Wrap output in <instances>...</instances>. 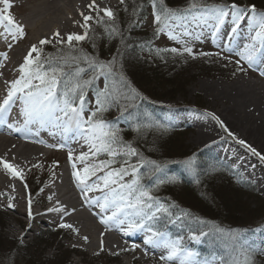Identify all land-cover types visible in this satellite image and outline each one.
Wrapping results in <instances>:
<instances>
[{"label":"snow or ice","instance_id":"6c2138e0","mask_svg":"<svg viewBox=\"0 0 264 264\" xmlns=\"http://www.w3.org/2000/svg\"><path fill=\"white\" fill-rule=\"evenodd\" d=\"M148 3L153 9V22L156 25L153 35L159 37L166 34L181 47L161 49L148 43L139 45L141 52L147 50L161 59L165 55H187L191 58L214 55L229 62H233L232 56H236L239 58L234 61L238 66L237 71H246L242 67V62H245L248 68L257 70L264 76V11L258 10L255 4L241 6L235 0L230 4H208L204 0H192L187 8L174 9L169 7L165 0H148ZM121 4H125V0H121ZM132 4L131 15L136 17L138 10L143 9V4H136V0H132ZM0 5L3 6L0 7V26L5 27L13 39L24 38L26 29L11 13L10 0H0ZM87 7L95 11V16L80 12L83 18L80 25L83 34L69 33L64 48H58L54 54L46 53L42 46L52 43L46 38L39 41L40 46H30L19 67V78L11 81L6 97L0 102V124H6L9 129H14L16 133L21 134V138L28 141H33V137L46 128L61 133H72L74 138L83 140L88 146V151L81 152L78 156L69 153V159L73 160L71 175L86 203L99 210L100 223L104 224L106 229H117L124 237L142 234L141 241L132 243L131 249L126 250L134 251L142 244L146 255L149 249L159 252L161 264H175L176 261L178 264H256L255 256L264 254V248L258 249L242 239L241 230L216 226L210 231L190 228L187 239L168 230V225H183L192 214L185 210L174 214L172 209L178 205L166 204L155 193L166 183H178L180 177L165 171L168 168L167 162H158L146 157L138 146L126 141L120 121L131 124V130L140 135L146 131H170L176 127L179 117L173 114L161 121L149 113L139 111L140 102H147L148 97L138 91L125 74L124 53L121 49H118L110 60H103L98 54H89L74 44L90 40L93 48L97 47L96 40L99 37L90 23L95 21L96 25L104 28L109 40L119 37L123 47L132 48V45L126 42L125 32L119 26L117 12L108 7L100 8L95 4V0ZM124 11H128L127 5ZM229 19L230 30L223 36L227 42L220 44L221 30ZM189 23L196 27L209 26L212 29L213 43L219 50L215 53L194 50L191 41L201 40L204 34L202 31L190 29ZM245 24L248 42L243 45L234 43L242 25ZM133 27L134 24L130 21L127 31H131ZM54 36L58 38V42L63 40L58 29ZM101 78L104 81L103 87L97 86ZM90 90L94 93V103L89 99ZM14 107L18 108L21 120L9 123V116ZM112 109H118L120 115L110 121L104 114ZM203 115L217 121L228 137L243 146L251 156L258 158L260 163H264V154L245 140L236 137L218 116L208 112ZM49 146L63 148L65 145L60 143ZM101 155L107 158L100 160ZM76 161L84 166L78 167ZM172 163L182 165L195 175L203 174L194 155L174 160ZM0 166L12 177L26 180L25 170L16 163L0 159ZM38 166L43 167L42 164ZM146 179L152 183H145ZM43 190L40 189L41 192ZM92 193L98 195L90 196ZM28 205V216L35 219L31 211V198ZM8 207L14 208L15 205L9 204ZM47 212L63 213L65 209L63 206L51 207ZM59 228L70 229L77 234L79 232L71 223L60 222ZM210 236L213 241L222 245L224 251L211 258L201 259L200 253L194 250L192 245L200 244ZM83 239L87 242L88 238ZM19 244L23 245V238ZM241 256L245 258L241 260Z\"/></svg>","mask_w":264,"mask_h":264},{"label":"rangeland","instance_id":"374dc122","mask_svg":"<svg viewBox=\"0 0 264 264\" xmlns=\"http://www.w3.org/2000/svg\"><path fill=\"white\" fill-rule=\"evenodd\" d=\"M175 1L176 4L171 7L187 8L192 2V0ZM230 1L231 0H204V2L208 4H230ZM235 1L241 6L248 5V3H246L247 0ZM252 1L256 2V7H258L259 10H264V0ZM136 4H143V9L138 10L136 17L131 15L133 8L132 0H125V4H121V0H119L114 4L112 9L114 12L118 13L119 26L121 30L125 32L127 43L132 42V40L129 39L134 36L136 37V41L140 44L150 43L155 48L181 47L176 41L170 40L166 34H161L159 37L153 35L156 25L153 22V9L148 3V0H136ZM125 5L128 7L127 12L124 11ZM32 6V3H28L23 6L12 7L11 13L16 19L22 18L25 17L27 10ZM100 8L105 7L101 6ZM90 13L95 16L94 10ZM130 21L133 22L134 27L131 31H127ZM90 23L95 27L96 35L99 37V39L96 40L97 47L94 49L93 43L90 40L74 42V44L89 54H98L103 60H110L117 53L118 49L123 51L124 71L128 79L132 84L138 86L139 83L131 76V68L133 67L132 69L135 75L138 78H143L145 82V87L143 88L142 85L140 87L141 93L146 95L148 99H153L151 103L158 106V108L153 109V106L150 105L151 108L148 106L150 103L143 104V102H140L139 111L149 113L153 118H159L161 121L166 120L169 115L173 114L185 118L200 114L199 117L201 121H205V123L212 124V126L216 127L215 136L211 139L209 144L201 145L198 142L192 141L195 128L189 122L179 121L185 125H179V122H177V128L175 127V129L169 132L146 131L138 135L131 130V124L122 121L120 123L124 124H121L120 127L124 130V139L133 143V145L138 143L141 144L142 148L146 147V150L143 149L145 150L143 154L148 158H152L151 156L163 158L165 155H168L170 150L167 151L165 146L169 142L174 143L175 146L173 149L171 148V150L179 151L178 153H171L170 151L169 156L171 158L181 153V156L184 154L186 157L190 155L197 157L205 155L209 159L211 156L210 159H212V162L216 159V161L219 162L225 161V164L234 167L237 170L236 172L241 174L240 180L247 184V187L238 189L233 186V183L223 179L221 172L208 174L209 176L206 177V182L203 183V180L201 183L197 184L196 182H192V172L185 169L182 165L175 163L169 164L168 169L165 170L167 173L172 174L170 170L172 169L175 175H180L181 173L179 171L182 170L186 173L188 178H190L188 183H191L186 185L181 180H179L178 183H166L155 193L161 199H168V201L165 202L166 204H177L178 207L175 208L176 211L179 209L186 211V209H183L184 207L188 208V212L189 210L191 211V218L183 225L174 227H185L186 229L207 228L208 231H210L213 230L210 226L221 227L223 229L249 228L252 226L250 229L254 228L258 230L253 231L254 229H252L241 232L242 239L247 240L258 249L264 248V226H261V223H264V194L259 191L258 182L250 179V177H245L244 169L240 167V170L239 166H237L238 169L234 165V162L228 161L227 154L220 149V147L224 145L235 146L232 142H229L231 137L227 136L220 127V124L211 117L203 115V113H211L209 110L212 109L213 113L224 122L229 130L230 128L222 119L224 112L221 104L214 105L200 90V82L218 83L226 86L230 85L231 82L235 80L254 82L264 88V76H261L259 71L248 68L245 62H242V67L246 69V71H237L238 66L234 61L239 58L236 56H232L233 62L220 59L214 55L210 57L197 56V58H191L187 55L183 57H173L169 55L170 58L164 56V58L161 59L154 53L150 54L147 50L141 52L139 44L134 49L138 52V56L132 58L126 52V49L129 50V48H125L120 44L119 37L109 40L102 26L96 25L95 21ZM188 27L196 32L202 31L204 34L201 40L191 41L194 50L197 52L203 51L210 53H215L219 50L216 44L213 43L212 29L209 26L204 25L196 27L189 23ZM74 28L75 33L83 34V29L80 25ZM67 35L63 36V40L60 42L57 40L55 43L42 46L45 52L54 54L58 48H64ZM226 42L225 40V43ZM136 60H140L141 62ZM128 61L130 64L127 63ZM147 61L150 64H145ZM151 67L157 68L158 71L154 73ZM137 71H139V73H137ZM19 75L20 72L17 71L15 73L16 79L17 77L19 78ZM103 83V78H101V80L97 82V86L103 87ZM8 86L10 87V83ZM171 110L173 112H171ZM119 114V110L113 112V116ZM233 134L235 135L237 133L235 132ZM238 138L241 139L244 137L239 134ZM214 139H216V141H212ZM246 142H249V144L264 154L263 146L254 145V142L248 139ZM145 144H147V146ZM236 148L239 149L238 147ZM70 152L71 151L66 149V147H52V154L50 156H46L42 158L41 161L39 160L28 167L26 180L24 183L23 181L21 183V190L22 194L26 192V190H29V194L27 195L25 193L23 197L27 199L31 198L32 209L43 210V204H47L45 207L50 204L51 200H49V197L51 196L46 190L49 188L48 185L56 178V175L58 176L62 165H72L73 162H64V160H67ZM242 154L250 158L246 153ZM106 158L107 157L104 155L99 157L100 160ZM133 159L135 160V158ZM170 161L172 163L174 160ZM62 162L64 164H62ZM76 163L78 167L84 166L78 161H76ZM41 164L43 165L42 168L38 166ZM255 167L264 175V165L262 163L257 161ZM49 178H51V180ZM25 184L27 187H25ZM41 188L44 189L43 192L40 191ZM163 188H165V190H163ZM24 208L25 201L21 203L19 209L4 208L0 205V264H161L159 257H157L159 254H156L150 249L147 255L145 251L142 250V247H138L134 251L126 250L131 249V245L126 239H122L123 248H125V250H121L120 252L115 250L108 252L105 249L101 250V248L88 249L87 246L89 242L82 241L79 237V232L77 234L70 229H60V222L45 223L41 222V218L34 221V219L32 220L29 218ZM206 208L208 211H206ZM175 210L172 209L173 212H175ZM197 218H199V220H197ZM199 221H206L207 223L203 224ZM169 228L170 226L168 225V230ZM21 238H23V245L19 244ZM210 239L212 240L211 236ZM205 240H207V238ZM95 243H97V240H95ZM204 243L202 246L205 245ZM260 243L262 245H260ZM214 245H207V251L199 250L202 256L208 258L207 255L214 254L217 249L223 253L224 249L221 244L219 248H214ZM112 253L119 254L113 255ZM202 256L201 259H203ZM134 257H137L138 260L132 261ZM244 258V256L240 257L241 260ZM255 260L256 264H264V254H257Z\"/></svg>","mask_w":264,"mask_h":264},{"label":"bare ground","instance_id":"6f19581e","mask_svg":"<svg viewBox=\"0 0 264 264\" xmlns=\"http://www.w3.org/2000/svg\"><path fill=\"white\" fill-rule=\"evenodd\" d=\"M118 1L95 0V4L99 7L113 9L114 4ZM10 2L12 7L23 6L28 3H32L33 6L27 10L25 17L16 19L26 29L24 39H13L11 34L7 33L6 28L0 26V102L6 97L9 83L16 79L15 73L19 70L20 65L23 63V58L30 50L32 44L40 46L39 41L45 38L55 43L58 40L54 36L57 29L62 37L73 33L74 27L83 23L80 12L82 11L85 15H91L90 12L93 11L87 7L92 3V0H10ZM0 7L3 6L0 5ZM54 24H61L62 26L53 31L51 26ZM230 27L231 21L229 19L221 30L220 44L225 43L223 36L229 32ZM42 29L41 35L34 34L33 30L40 31ZM247 42L248 34L245 24L242 25L234 43L243 45ZM5 56L7 59H5ZM200 90L214 105L221 104L224 112V118L222 117V119L233 133H237L235 134L236 137H239L240 134L244 137L241 139L245 141L248 139L253 141L254 145H260L264 148V88L262 86L244 80H235L226 86L218 83L200 82ZM209 111L213 113L212 109ZM171 112L173 111L171 110ZM18 120H21V117L18 115V108L14 107L9 116V123ZM178 121L189 122L193 125L195 128L192 138L193 142L208 145L215 136L216 127L201 121L199 115L195 114L193 117L188 118L179 116ZM48 130L49 128L41 129L38 136L33 137V141H36L33 142L21 138L20 133H16L14 129H9L6 124H0V159H8L10 162L16 163L26 173L30 165L32 166L35 162L41 161L42 158L52 154V152L47 150L46 140L42 137V135H48ZM40 141H43V143ZM212 141H216V139ZM60 142L77 154L88 151L87 144L81 139L74 138L72 133H63V140ZM229 142H232L235 147L226 145L220 147L227 154V160L234 162L236 167L239 166V168L244 169L245 177L256 180L259 191L264 194V175L255 167L258 158L251 156L243 146L232 138H230ZM247 143L249 144V142ZM242 153H246L250 158ZM262 164L264 165V163ZM71 173L72 168L70 166H65L61 169L60 175L52 181L51 187L49 186L46 190L51 196L48 208L31 210L35 216L34 221L41 218V222L45 223L65 222L73 224L75 228L79 229V237L82 241H85L84 237L88 238V249H99L102 247L108 252L125 250L122 239L126 238L123 237L119 230L114 228L106 229V226L100 223L99 210L86 203ZM21 183L22 181L19 178L12 177L0 166V205L5 208L9 204H13L15 207L12 209H19L21 203L25 201L24 209L28 213L29 199L26 197L25 199L23 194L25 195L26 193L28 195L29 190L24 192L23 189L24 193L22 194ZM61 206L65 209L63 213L47 212V209L51 207ZM141 239L142 234H136L135 236L127 237L126 240L132 245V243H137ZM95 240H97V243H95ZM101 241H103V245H101ZM142 250H144V247ZM152 251L159 253L155 250ZM137 260V257L132 259V261Z\"/></svg>","mask_w":264,"mask_h":264},{"label":"trees","instance_id":"16d2710c","mask_svg":"<svg viewBox=\"0 0 264 264\" xmlns=\"http://www.w3.org/2000/svg\"><path fill=\"white\" fill-rule=\"evenodd\" d=\"M165 2H166V4L169 6V7H171V6H173V5H175L176 4V1L175 0H165ZM233 2V0H231L230 1V3H232ZM236 2V1H235ZM246 3H248V5H251V4H255L256 2H254V1H252V0H247V2ZM255 5H257V4H255ZM171 8H174V7H171ZM176 8V7H175ZM174 8V9H175ZM257 9H259L258 7H257ZM156 27V26H155ZM133 36V35H132ZM136 37H131L129 40H132V42H129L131 45H132V48H129V50L128 49H126V52H127V54L129 55V56H131L132 58L134 57V56H138L137 54H138V52H136L134 49L136 48V46L137 45H139L140 43L139 42H137L136 41V39H135ZM165 56H167L168 58H170V56H172V55H165ZM126 58V57H125ZM166 58V57H165ZM136 61H139V62H141L140 60H136ZM128 64H130L129 63V61L127 62ZM145 64H150L148 61L147 62H145ZM131 67V66H130ZM154 67V66H153ZM133 68V67H132ZM131 68V76L132 77H134L135 79H136V81H137V83H139L138 84V86L137 85H134V84H132L134 87H136L137 88V90L138 91H140L141 92V90H140V87H141V85H142V87L144 88L145 87V82H144V79L142 78H138L136 75H135V72L133 71V69ZM151 69L153 70V72L154 73H156V71H158V69L157 68H152L151 67ZM137 73H139V71H137ZM90 92V91H89ZM151 100H153V99H148V101L147 102H143V104H145V103H150L148 106L151 108V106H153L152 108H154L155 106H157V105H155L154 103H151L152 101ZM155 101V100H154ZM151 105V106H150ZM115 110H118V109H112V110H110V111H108L107 113H105L104 115H105V117L108 119V120H113V112L115 111ZM131 111V110H130ZM120 115V114H119ZM173 129H175V128H172L170 131H172ZM158 132H160V131H158ZM167 132H169V131H167ZM146 146H147V144H145ZM134 146H138L140 149H141V151L144 153L145 152V150H146V147H143L142 148V146H141V144H138V143H136ZM175 146H174V143H167L166 144V146H165V148H166V150L168 151V150H170L171 151V153L172 152H174V153H178L179 151H174V150H171V148L173 149ZM160 148V147H159ZM163 148H164V146H163ZM143 149H145V150H143ZM170 151H169V154L168 155H165L163 158H158V157H156V156H151L152 157V159H156L158 162H167L168 163V166H169V164H173V163H171V161L170 160H179V159H182V158H184V157H186V156H184V154L181 156V153H179V154H177V155H175V157H173V158H171L169 155H170ZM154 157V158H153ZM196 158H197V161H198V163H199V165H200V171L203 173V174H201V175H195V180H194V182H196L197 184H199V183H201L203 180V183L204 182H206V177L207 176H209L208 174H214V173H217V172H221V174H222V176H223V179H225V180H228L229 182H231V183H233V186H235L236 188H238V189H241V188H243V187H247V184L246 183H244L243 181H241L240 179H241V177L238 175V174H236L234 171H232V170H230V169H228V168H226V167H224V165H222V164H218V163H216V162H212L211 160H209L208 159V157H206L205 155H200L199 157H197L196 156ZM210 161V162H209ZM215 165V166H214ZM215 169V170H214ZM207 170V171H206ZM142 172L144 171L143 169L141 170ZM154 179V178H153ZM180 180L182 181V182H184L186 185H188V184H191V183H188L189 182V180H188V178H180ZM145 183H149V184H151L152 183V181L151 180H148V179H146L145 180ZM163 190H165V188H163ZM169 192V191H168ZM188 193V192H187ZM189 194V193H188ZM174 197H176V196H174ZM176 199L177 200H179L177 197H176ZM166 201H168V199H165ZM178 202V201H177ZM179 203V202H178ZM183 209H186V211L188 210V208L187 207H184ZM182 210V209H181ZM206 211H208L207 210V208H206ZM188 212V211H187ZM189 212L191 213V211L189 210ZM216 217V216H215ZM262 224V223H261ZM242 227V226H241ZM245 228H248V227H245ZM244 229V227H242V228H238V230H243ZM214 242H215V244H216V246H217V248H219V246H220V243H218L217 241H213L212 240V243L214 244Z\"/></svg>","mask_w":264,"mask_h":264},{"label":"clouds","instance_id":"9594fccd","mask_svg":"<svg viewBox=\"0 0 264 264\" xmlns=\"http://www.w3.org/2000/svg\"><path fill=\"white\" fill-rule=\"evenodd\" d=\"M27 26H29V25H27ZM62 25L61 24H59V25H52L51 26V30H56V28H58V27H61ZM34 31V34L35 35H41L42 34V31H43V29L42 30H40V31H36V30H33Z\"/></svg>","mask_w":264,"mask_h":264}]
</instances>
